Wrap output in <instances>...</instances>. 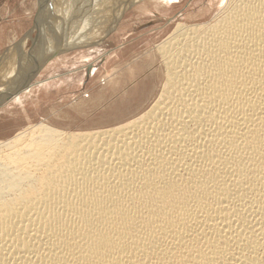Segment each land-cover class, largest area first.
Returning <instances> with one entry per match:
<instances>
[{"label": "bare ground", "instance_id": "1", "mask_svg": "<svg viewBox=\"0 0 264 264\" xmlns=\"http://www.w3.org/2000/svg\"><path fill=\"white\" fill-rule=\"evenodd\" d=\"M92 1L61 28H92ZM157 51L164 83L144 113L0 140V264H264V0L178 22Z\"/></svg>", "mask_w": 264, "mask_h": 264}, {"label": "rangeland", "instance_id": "2", "mask_svg": "<svg viewBox=\"0 0 264 264\" xmlns=\"http://www.w3.org/2000/svg\"><path fill=\"white\" fill-rule=\"evenodd\" d=\"M64 1L59 13L61 0H0V35L12 37L0 53V91L16 77L22 81L29 76L33 64L41 68L29 87L0 107V140L38 122L78 132L115 126L144 113L164 83L158 44L178 22L210 21L227 0H88L86 19L93 14L97 19L84 32L61 28V14L76 7L81 12L79 0ZM68 33L82 35L62 50L63 38L73 36ZM31 46L47 50L20 58Z\"/></svg>", "mask_w": 264, "mask_h": 264}, {"label": "water", "instance_id": "3", "mask_svg": "<svg viewBox=\"0 0 264 264\" xmlns=\"http://www.w3.org/2000/svg\"><path fill=\"white\" fill-rule=\"evenodd\" d=\"M59 50V49H57ZM49 56L48 57H44L42 60H41V65H45L46 62L49 60ZM40 66L38 67V69L36 70V72L30 76L29 78L26 79L25 82H23L21 85H18L17 87H15V89L11 92H8L4 97H1L0 98V107L3 106L6 102H8L10 99H12L14 96L18 95L19 93H21L22 91H24L31 83H32V80L36 77V75L39 73V70H40Z\"/></svg>", "mask_w": 264, "mask_h": 264}, {"label": "crops", "instance_id": "4", "mask_svg": "<svg viewBox=\"0 0 264 264\" xmlns=\"http://www.w3.org/2000/svg\"><path fill=\"white\" fill-rule=\"evenodd\" d=\"M10 34H6L5 37L0 35V53L4 51L5 47L12 41ZM8 56H4L3 58H7Z\"/></svg>", "mask_w": 264, "mask_h": 264}]
</instances>
